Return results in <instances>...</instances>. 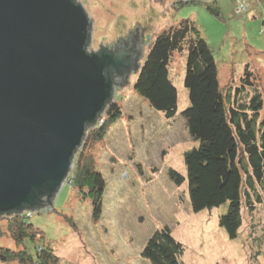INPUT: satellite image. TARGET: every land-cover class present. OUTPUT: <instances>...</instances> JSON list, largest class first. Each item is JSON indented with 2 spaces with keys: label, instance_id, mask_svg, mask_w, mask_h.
Returning <instances> with one entry per match:
<instances>
[{
  "label": "rangeland",
  "instance_id": "374dc122",
  "mask_svg": "<svg viewBox=\"0 0 264 264\" xmlns=\"http://www.w3.org/2000/svg\"><path fill=\"white\" fill-rule=\"evenodd\" d=\"M248 1L244 15L239 8L245 0H76L91 20L88 52H98L100 43L104 48L127 39L136 27L142 37L138 66L157 35L191 21L215 59L222 91L232 96L248 66L264 101V0ZM212 4L219 17L207 11ZM185 58L186 52L174 53L168 67L178 93V112L171 121L133 92L134 71L128 84L113 91L121 117L89 150L106 179L101 217L93 221L90 203L65 182L52 200L54 211L29 219L43 231L58 264H150L140 253L154 231L165 226L184 248L183 264H264V200L252 214L243 209L239 236L232 241L218 227L226 206L194 214L186 186L170 181L168 171L184 175L183 156L198 145L180 116L190 105L183 82ZM254 91L247 89L248 96ZM0 247L16 248L3 236Z\"/></svg>",
  "mask_w": 264,
  "mask_h": 264
},
{
  "label": "trees",
  "instance_id": "16d2710c",
  "mask_svg": "<svg viewBox=\"0 0 264 264\" xmlns=\"http://www.w3.org/2000/svg\"><path fill=\"white\" fill-rule=\"evenodd\" d=\"M249 5V1L245 0L244 15ZM206 9L216 17L221 14L213 4ZM88 28L90 32V25ZM89 42L88 35L86 50ZM149 48L141 65L136 66L139 57L136 51L135 63L129 66V71L134 70L136 75L133 92L168 121L175 118L178 112V93L169 79V63L174 53L186 52L183 82L190 105L180 116L185 119L189 138L198 145L183 156L184 175L175 170L168 171L170 181L178 187L186 186V195L194 214L226 206V211L218 217V227L225 230L229 240L234 241L242 227L243 209L252 214L264 200V118L261 120L264 101L254 87L253 74L245 66L243 75L239 77V87L233 90L232 96L231 92L225 94L211 50L191 21L169 27L157 35ZM101 52L114 54L103 47L97 54ZM108 71L115 86L114 80L119 75L113 69ZM251 88L255 91L249 97L247 89ZM112 100L106 101L96 117L95 122L102 124L86 127L83 144L74 152V169L66 181L78 192L81 200L90 203L95 222L102 214L106 179L97 169L98 165H95L89 150L93 144L104 140L109 129L121 117L119 107ZM52 203L50 200L49 205L42 209L0 214V237L9 238L16 247H0L1 263H59L43 231L29 221L35 214L54 211ZM66 221L70 222L69 219ZM183 252L181 243L165 226L154 231L140 255L150 264H183Z\"/></svg>",
  "mask_w": 264,
  "mask_h": 264
},
{
  "label": "water",
  "instance_id": "95a60500",
  "mask_svg": "<svg viewBox=\"0 0 264 264\" xmlns=\"http://www.w3.org/2000/svg\"><path fill=\"white\" fill-rule=\"evenodd\" d=\"M89 25L76 0H0V214L49 205L86 127L128 84L135 53L90 54ZM137 29L127 40L138 37L141 57ZM109 69L119 75L115 86Z\"/></svg>",
  "mask_w": 264,
  "mask_h": 264
},
{
  "label": "flooded vegetation",
  "instance_id": "af4514ba",
  "mask_svg": "<svg viewBox=\"0 0 264 264\" xmlns=\"http://www.w3.org/2000/svg\"><path fill=\"white\" fill-rule=\"evenodd\" d=\"M124 41L119 42V45H116L115 50H109L110 52L113 51V53H119V52H124V55L127 56L126 59L129 60L128 55L130 51H132L133 53L136 52V48L135 46H137L139 44V39L138 37H136V35H131L130 38L127 39H123ZM124 50V51H123Z\"/></svg>",
  "mask_w": 264,
  "mask_h": 264
},
{
  "label": "built area",
  "instance_id": "2783aa9c",
  "mask_svg": "<svg viewBox=\"0 0 264 264\" xmlns=\"http://www.w3.org/2000/svg\"><path fill=\"white\" fill-rule=\"evenodd\" d=\"M239 9H240V12L245 11V10H244V6H241ZM101 124H102V122L96 123V124L94 125V127L97 126V125H101Z\"/></svg>",
  "mask_w": 264,
  "mask_h": 264
},
{
  "label": "clouds",
  "instance_id": "9594fccd",
  "mask_svg": "<svg viewBox=\"0 0 264 264\" xmlns=\"http://www.w3.org/2000/svg\"><path fill=\"white\" fill-rule=\"evenodd\" d=\"M96 123V122H95ZM95 125V124H94Z\"/></svg>",
  "mask_w": 264,
  "mask_h": 264
}]
</instances>
